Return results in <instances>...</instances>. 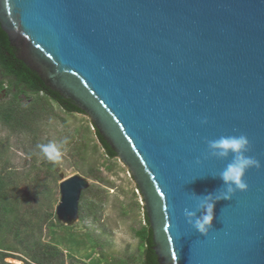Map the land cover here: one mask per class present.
I'll use <instances>...</instances> for the list:
<instances>
[{
	"label": "water",
	"instance_id": "obj_1",
	"mask_svg": "<svg viewBox=\"0 0 264 264\" xmlns=\"http://www.w3.org/2000/svg\"><path fill=\"white\" fill-rule=\"evenodd\" d=\"M0 27L125 166L158 264H264V0H0ZM228 135H245L260 167L202 235L184 210L224 191L231 156L207 141ZM89 186L61 182L58 220L78 221Z\"/></svg>",
	"mask_w": 264,
	"mask_h": 264
},
{
	"label": "rangeland",
	"instance_id": "obj_2",
	"mask_svg": "<svg viewBox=\"0 0 264 264\" xmlns=\"http://www.w3.org/2000/svg\"><path fill=\"white\" fill-rule=\"evenodd\" d=\"M0 92V264H145L149 233L135 184L118 158L100 147L85 115L68 113L43 95ZM39 101L37 118L28 112ZM11 107L16 121L4 124ZM67 139L58 164L37 144ZM89 181L78 221L58 220L60 184Z\"/></svg>",
	"mask_w": 264,
	"mask_h": 264
},
{
	"label": "clouds",
	"instance_id": "obj_3",
	"mask_svg": "<svg viewBox=\"0 0 264 264\" xmlns=\"http://www.w3.org/2000/svg\"><path fill=\"white\" fill-rule=\"evenodd\" d=\"M201 123L206 124L207 120ZM67 144V139L48 143L37 144L40 153L51 163L58 164L62 158L61 148ZM208 154L217 159H226L231 156V161L219 172V179L223 182L224 191L213 197L211 194L199 199L195 210H184V216L198 233L206 235L212 227L214 205L217 201L230 200L236 191H246L248 188L244 180L245 173L250 168H259L260 162L246 155L250 150L249 140L245 135L220 136L207 141ZM199 212V215H197Z\"/></svg>",
	"mask_w": 264,
	"mask_h": 264
},
{
	"label": "trees",
	"instance_id": "obj_4",
	"mask_svg": "<svg viewBox=\"0 0 264 264\" xmlns=\"http://www.w3.org/2000/svg\"><path fill=\"white\" fill-rule=\"evenodd\" d=\"M5 82L9 84L10 89H13L15 91L27 92L33 95L41 94L47 98H50L68 113L83 114V112L77 109L69 100L64 99L59 94L51 91L48 87H46L42 80L34 72L28 69L21 61L16 58L15 49L10 45L6 33L0 27V92L5 90ZM40 106V102L36 100L28 106L27 110L31 116L37 118L42 111L40 109ZM15 117L16 114H14V111H12L11 107H9L7 111L3 110L1 113L3 123L7 125H9L11 121H16ZM94 131L97 139L106 152V155L109 158H115V153L106 144L97 130ZM144 215L145 222L149 226L146 214L144 213ZM145 246V264H158L156 256L152 251L150 228L149 233L145 239ZM59 264H63V261H61Z\"/></svg>",
	"mask_w": 264,
	"mask_h": 264
}]
</instances>
